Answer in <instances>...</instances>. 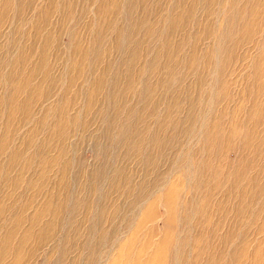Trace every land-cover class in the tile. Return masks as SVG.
Listing matches in <instances>:
<instances>
[{
	"label": "rangeland",
	"instance_id": "1",
	"mask_svg": "<svg viewBox=\"0 0 264 264\" xmlns=\"http://www.w3.org/2000/svg\"><path fill=\"white\" fill-rule=\"evenodd\" d=\"M155 252L264 264V0H0V264Z\"/></svg>",
	"mask_w": 264,
	"mask_h": 264
},
{
	"label": "bare ground",
	"instance_id": "2",
	"mask_svg": "<svg viewBox=\"0 0 264 264\" xmlns=\"http://www.w3.org/2000/svg\"><path fill=\"white\" fill-rule=\"evenodd\" d=\"M242 17H243V22H247L248 23V21H247V17H246V15H245V12H244V14L242 15ZM246 27L245 26H240L239 28H238V32L240 31H244V29H245ZM242 33V32H241ZM100 37L101 38H103V34L100 32ZM152 259H154L155 261H156V263L157 264H159V263H163L164 262V260H165V258H164V253H162V252H155L153 255H152V257H151Z\"/></svg>",
	"mask_w": 264,
	"mask_h": 264
}]
</instances>
